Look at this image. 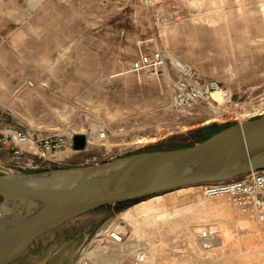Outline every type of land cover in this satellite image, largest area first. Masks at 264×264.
Instances as JSON below:
<instances>
[{
    "label": "rangeland",
    "instance_id": "374dc122",
    "mask_svg": "<svg viewBox=\"0 0 264 264\" xmlns=\"http://www.w3.org/2000/svg\"><path fill=\"white\" fill-rule=\"evenodd\" d=\"M1 24L0 125L83 134L85 147L60 153V167L192 145L264 113V0L0 1ZM158 47L219 82L229 95L220 112L176 108L166 78L131 72L132 60ZM185 189L155 195L157 205L130 220L154 196L91 210L12 264H74L109 224L124 225L131 246L159 248L146 264H264V232L229 197ZM203 230L218 243L202 247Z\"/></svg>",
    "mask_w": 264,
    "mask_h": 264
},
{
    "label": "water",
    "instance_id": "95a60500",
    "mask_svg": "<svg viewBox=\"0 0 264 264\" xmlns=\"http://www.w3.org/2000/svg\"><path fill=\"white\" fill-rule=\"evenodd\" d=\"M73 145L83 149L86 137L75 134ZM262 168L264 113L184 147L143 150L91 165L0 173V264H12L42 235L96 208Z\"/></svg>",
    "mask_w": 264,
    "mask_h": 264
},
{
    "label": "built area",
    "instance_id": "2783aa9c",
    "mask_svg": "<svg viewBox=\"0 0 264 264\" xmlns=\"http://www.w3.org/2000/svg\"><path fill=\"white\" fill-rule=\"evenodd\" d=\"M130 69L138 75L166 78L171 90V102L176 108L218 113L229 99L227 91L217 80L203 76L167 48L158 47L153 51L142 52L137 59L131 61ZM216 90H222L226 96L222 103L212 98V93ZM74 135V132L68 134L57 129L24 128L7 123L0 125V173H22L60 167L64 158L57 157L68 148H74ZM198 186L205 197L229 196L238 212L257 231L264 232V168L227 180L204 182ZM110 225L102 229L103 233L91 235L74 264H123L128 260L125 257L128 254L134 264H146L145 245H132L124 255L126 247L121 248L120 242L131 243L132 240L130 236L126 237L124 225L121 230H113ZM198 237L211 239L204 230Z\"/></svg>",
    "mask_w": 264,
    "mask_h": 264
},
{
    "label": "bare ground",
    "instance_id": "6f19581e",
    "mask_svg": "<svg viewBox=\"0 0 264 264\" xmlns=\"http://www.w3.org/2000/svg\"><path fill=\"white\" fill-rule=\"evenodd\" d=\"M212 98L216 101V102H218V103H222L225 99H226V96H225V94H224V92L222 91V90H216V91H213V93H212ZM263 114V113H262ZM243 120V119H242ZM95 129V128H94ZM93 130V129H92ZM68 134H71L72 132H67ZM94 133V132H93ZM74 134H76V132H74ZM96 134H97V132H96ZM74 137V136H73ZM95 137H99V134H97ZM73 147H74V145H73ZM68 149H70V148H68ZM72 149V148H71ZM58 158V157H57ZM0 168H1V166H0ZM47 169H50V168H47ZM44 170H46V169H44ZM199 184H197V186H198ZM189 186H193V185H189ZM185 187H187V186H185ZM185 187H182V188H178V190L177 191H182V190H184L185 189ZM186 190V189H185ZM227 196V195H226ZM152 197V196H151ZM227 197H229V196H227ZM208 198H212V197H208ZM229 199H230V197H229ZM157 201H158V196H155L154 195V197H152V198H148L147 200H145V201H142V202H139V203H137V204H135L134 205V208L132 209V212L130 213V215L127 217L128 219L132 216V214L134 213V212H138V211H142L143 213H146V212H150L151 210H152V208H154L155 207V205H157ZM0 209H2V207H0ZM130 220V219H129ZM136 220V219H135ZM121 229H123V226L121 225V224H117L115 227H114V229L113 230H121ZM136 233H137V235L138 236H142V230H141V228L139 227V226H137L136 227ZM108 233H110V231L108 232ZM199 239H200V241H201V244L203 245V247H206V245L207 246H212V242H214L215 240L214 239H205V238H202V237H199ZM214 240V241H213ZM113 241H114V239H113ZM190 242V241H189ZM215 244H217L218 242H214ZM190 244H191V242H190ZM192 245V244H191ZM205 245V246H204ZM119 246L121 247V248H124V247H126V250H124V255L127 253V251H128V249L130 248V246H131V244L130 243H127L126 241L125 242H123V243H121L120 242V244H119ZM190 246V245H189ZM192 247H193V245H192ZM194 248V247H193ZM196 250V249H195ZM158 251H159V248H148L147 250H146V254H147V259H146V263H148L149 261H151V260H153V259H155V257L157 256V253H158ZM150 264H151V262H150Z\"/></svg>",
    "mask_w": 264,
    "mask_h": 264
},
{
    "label": "trees",
    "instance_id": "16d2710c",
    "mask_svg": "<svg viewBox=\"0 0 264 264\" xmlns=\"http://www.w3.org/2000/svg\"><path fill=\"white\" fill-rule=\"evenodd\" d=\"M235 122H229V123H226V124H224V125H222L221 127H220V129L219 130H221V129H223V128H225V127H227V126H229V125H231V124H234ZM218 130V131H219ZM205 138V137H204ZM204 138H202L201 140H204ZM206 139V138H205ZM200 140V141H201ZM179 147H183V146H172V147H170V148H168V149H173V148H179ZM158 149H163V148H147V149H143V150H158ZM143 150H140V151H143ZM140 151H137V152H140ZM129 202H131V201H129ZM126 203V202H125ZM120 204H124V203H119V205Z\"/></svg>",
    "mask_w": 264,
    "mask_h": 264
},
{
    "label": "crops",
    "instance_id": "0c3cea01",
    "mask_svg": "<svg viewBox=\"0 0 264 264\" xmlns=\"http://www.w3.org/2000/svg\"><path fill=\"white\" fill-rule=\"evenodd\" d=\"M0 1H2V4H3V7H4V9L5 8H7V6H10V5H12V3H13V1L14 0H0ZM19 0H17V2H18ZM2 8V7H1ZM3 28H6L5 27V25H3V24H1L0 25V38L2 37V33L4 32L5 33V30H3Z\"/></svg>",
    "mask_w": 264,
    "mask_h": 264
},
{
    "label": "flooded vegetation",
    "instance_id": "af4514ba",
    "mask_svg": "<svg viewBox=\"0 0 264 264\" xmlns=\"http://www.w3.org/2000/svg\"><path fill=\"white\" fill-rule=\"evenodd\" d=\"M69 254V253H68Z\"/></svg>",
    "mask_w": 264,
    "mask_h": 264
}]
</instances>
